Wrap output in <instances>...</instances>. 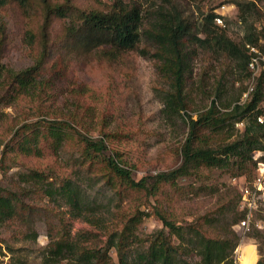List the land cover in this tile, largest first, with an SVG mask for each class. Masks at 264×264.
<instances>
[{
  "label": "rangeland",
  "instance_id": "1",
  "mask_svg": "<svg viewBox=\"0 0 264 264\" xmlns=\"http://www.w3.org/2000/svg\"><path fill=\"white\" fill-rule=\"evenodd\" d=\"M127 1H136L142 12L141 38L135 49L100 46L84 59L74 60L67 73L55 75L50 71L28 92L12 91L4 81L6 75L0 79V193L26 204L20 217L0 222V264H75L69 259L47 258L51 240L48 221L54 219L53 214L70 224L71 239L108 249L116 262L119 259L116 247L108 248L111 235L121 232L136 210L144 215L135 231L136 242L129 250L131 263L137 254L147 249L156 232L169 234V229L152 214L157 203L155 197L124 188L118 192L96 169L97 165L90 166L84 159L82 148L70 131L72 135L61 138L56 153L27 156L14 152L4 157L6 144L16 128L25 122L41 120L37 107H44L42 117L47 119H69L76 114L94 138L103 133L112 135L109 147L121 153L122 160L139 180L178 167L182 162L180 147L189 131L185 112L170 114L165 110V99L172 86L161 69L162 49L154 38L162 22L180 17L190 28L186 94L192 107L189 113L194 118L208 110L213 101L220 112L244 104L249 98L244 97V93L256 86L249 65L246 67L243 60L218 48L203 47L191 39L194 35L205 38L202 31L205 17L222 11L221 6L226 4V27L221 28L242 48L247 35L257 32L261 36L260 46L264 47V0H252L260 12L244 7V17L237 3L249 0ZM75 2L81 8L92 6L90 0ZM0 20L8 27L9 35L3 66L17 72L31 67L39 46L30 42L26 32L39 28L43 21L40 8H31L28 13L1 11ZM70 23V19L55 21L51 38H62L63 27ZM260 108L264 109V100ZM37 122H41L37 127L45 125L42 120ZM241 122L226 123L222 133L214 137V146L240 139L251 119L246 116ZM234 160L236 157L230 156L228 165L206 170L202 177H182L178 180L179 191L166 186L158 198L163 207L171 206L172 217L178 224L190 227L206 214H213L215 224L202 225L209 237H231L224 231L233 230L239 237L237 246L230 252L234 264H240L241 255L245 258L244 264H259L260 260L264 264V206L256 214L262 229L252 226L245 232L235 223L239 214L234 208L241 191L239 180L236 181L240 176L230 171ZM34 171L40 172L42 177L35 176ZM66 179L79 193L80 209L73 207L59 190ZM194 233H188L182 242L187 247V258L197 261L201 260L200 239ZM173 240L181 242L176 235Z\"/></svg>",
  "mask_w": 264,
  "mask_h": 264
},
{
  "label": "trees",
  "instance_id": "2",
  "mask_svg": "<svg viewBox=\"0 0 264 264\" xmlns=\"http://www.w3.org/2000/svg\"><path fill=\"white\" fill-rule=\"evenodd\" d=\"M90 2L91 7L81 8L75 0H0V12L9 9L28 13L31 8H40L43 16L38 29H28L26 32L30 42L39 46L35 63L19 72L6 70L2 64L9 44V35L8 27L0 20V79L6 75L4 81L8 82L12 91L28 92L36 81L41 82L50 71L55 75H63L70 71L74 60L84 59L100 46L109 45L118 50L135 49L141 38L142 26V12L136 1L112 0L107 3L104 0H90ZM237 4L242 17L245 13L244 7L260 12L252 0ZM214 18V13L205 17L202 26L205 38L194 35L191 41L203 47L225 51L243 60L246 67L251 58L248 44L257 46L264 52V47L260 46L259 33L248 34L247 42L242 48L215 22ZM68 19L71 23L63 27L62 38L53 40L51 32L54 22ZM159 28L154 38L162 49L161 69L170 79L172 86L165 99V110L170 114L185 112L189 124L188 135L180 147L182 162L178 167L137 180L128 164L122 160L121 153L109 147L112 135L103 133V136L98 138L90 136L89 129L76 114L69 119L61 120L42 117L45 114L44 107H37V114L45 125L42 128L37 127L41 123L37 122L41 120H37L25 122L17 127L6 144L4 157L14 152L27 156L56 153L61 145V138L70 137L72 132L82 148L84 159L90 166L97 165L96 169L118 192L124 188L132 192H145L148 196L155 197L157 203L152 214L169 229V234L156 232L147 249L137 254L131 263L129 250L136 242L135 231L144 215L136 210L128 218L122 231L111 235L108 248L116 247L119 257L116 262L108 254V249L90 247L71 239L70 224L64 218L53 214L54 219L48 221L51 238L47 250L49 260L69 259L75 264H234L230 252L237 246L239 237L233 230L224 231L231 234V237L220 239L209 237L202 225L215 224L216 216L213 214H206L200 218L198 224H191L190 227L178 224L172 217L171 206L168 205V209L163 207L158 196L164 192L163 188L166 186L172 187L175 192L179 191L178 180L182 177H202V173L206 170L228 165L230 156L236 157L230 170L234 176L248 179L255 176L256 164L252 159V152L264 150V122L258 121V118L264 115V109L260 108L264 100V69L256 78V86L244 104H236L232 110L220 112L216 101H213L208 110L194 118L189 113L192 107L186 94L187 42L190 28L180 17H171L162 22ZM44 89L45 87L41 90ZM246 116L250 117L251 122L245 127L240 139L214 146L213 140L222 133L226 123L230 122L232 125L239 123ZM62 129L67 131L64 132ZM9 145L12 149H8ZM32 173L42 177L40 172ZM59 190L69 198L73 207L80 209L79 193L72 188L69 179L61 184ZM224 207L225 205L222 206V210ZM234 209L239 214L236 222L234 220L237 223L241 220L242 213L238 210V205ZM25 210L26 204L23 201L0 193V222L17 219ZM146 214L150 215V213ZM188 233H194L200 239L198 255L201 256V260L192 261L187 258V247L182 240ZM173 235H176L181 242H175ZM259 264H263L262 260Z\"/></svg>",
  "mask_w": 264,
  "mask_h": 264
},
{
  "label": "built area",
  "instance_id": "3",
  "mask_svg": "<svg viewBox=\"0 0 264 264\" xmlns=\"http://www.w3.org/2000/svg\"><path fill=\"white\" fill-rule=\"evenodd\" d=\"M222 11L215 13V22L221 27H226L225 15L228 10L226 4L221 6ZM264 25V14L262 17ZM250 50L251 58L249 61V69L252 74L253 81L259 76L261 70L264 69V52L257 46L247 45ZM254 87L244 93V97H248L253 91ZM258 120L263 123L264 118L260 116ZM243 123V122H241ZM240 124V122H239ZM252 159L255 162L256 174L252 179L246 177H238L240 183V200L238 203V210L242 213V218L238 222V226L244 231H250L252 226L262 229L263 225L260 219L256 218L257 212L264 206V150H254L252 152Z\"/></svg>",
  "mask_w": 264,
  "mask_h": 264
},
{
  "label": "bare ground",
  "instance_id": "4",
  "mask_svg": "<svg viewBox=\"0 0 264 264\" xmlns=\"http://www.w3.org/2000/svg\"><path fill=\"white\" fill-rule=\"evenodd\" d=\"M239 262H240V264H244L245 263V258H244V256H240V258H239Z\"/></svg>",
  "mask_w": 264,
  "mask_h": 264
}]
</instances>
